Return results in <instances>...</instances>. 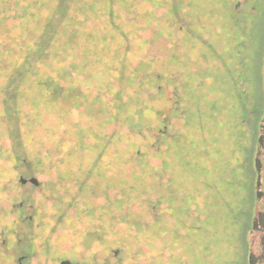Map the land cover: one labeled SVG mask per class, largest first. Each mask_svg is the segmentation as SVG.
Returning <instances> with one entry per match:
<instances>
[{"label": "rangeland", "instance_id": "374dc122", "mask_svg": "<svg viewBox=\"0 0 264 264\" xmlns=\"http://www.w3.org/2000/svg\"><path fill=\"white\" fill-rule=\"evenodd\" d=\"M168 1H149L152 13L139 29L147 52L124 60L125 47L113 42L116 35H108L102 44H71V54L51 58L49 80L58 79L67 90L54 95L50 86L49 100L30 75L9 100V72L0 56V153L37 156L39 166L49 167L40 176L47 186L36 191L35 201L39 217L49 223L42 235L49 231L53 236L51 256L60 253L81 264H250V254L259 255L264 0H181L176 12ZM4 28L1 51L7 46ZM15 54L10 57L16 60ZM141 60L147 61L146 70L149 61L159 69L162 95L132 79ZM57 68L63 76H56ZM173 82L183 92L177 106H188L187 119L168 100ZM8 106L13 107L9 112ZM136 109L141 116L135 121L144 128L135 130L131 115ZM161 111L170 116L163 135L156 128ZM256 158L262 163L259 188ZM212 164L233 174L232 190L218 176L219 190H203L200 181ZM19 171L10 177L19 179L23 167ZM169 178L178 185L192 183L193 199L182 215L174 209L183 192L170 193ZM206 195L219 210V218L215 214L211 221H205ZM232 197L246 202L243 229L227 221L225 203ZM200 222L207 226L194 229Z\"/></svg>", "mask_w": 264, "mask_h": 264}, {"label": "trees", "instance_id": "16d2710c", "mask_svg": "<svg viewBox=\"0 0 264 264\" xmlns=\"http://www.w3.org/2000/svg\"><path fill=\"white\" fill-rule=\"evenodd\" d=\"M149 1L150 0H0V26L4 25L5 27L1 32L3 35L2 38L7 42V46L2 47V51L0 50V56L3 57L2 61L4 66L9 72L6 91L9 100H14V97L17 95L19 81L29 75L35 80L34 84L39 89V93L45 96L46 100H49L50 86L55 87V91H53L54 95L66 92L65 90L67 89L64 87L65 85L58 79L53 80L55 78H52L49 80L51 75L47 68L51 58H55L59 54H71L73 49L69 46L71 44L75 46L79 45L80 47L84 43L92 45L93 43L102 44L110 37L108 35H116L117 39L113 42L115 44L119 42L120 46L125 47L123 50L124 53L122 54L124 60H126V56H130V54L136 55L139 51H146L148 41L139 34V29L142 26L143 28L147 26L149 16L152 13L149 9ZM153 1L158 2L159 0ZM180 1L181 0H169L167 5L170 4L173 12H176V10L179 9ZM161 4L162 2L158 3L157 6ZM130 23H132V28ZM142 23L144 24L142 25ZM176 23L177 20L174 19L172 23L173 26H175ZM168 24H171L169 19ZM180 26H182V24ZM63 45V49L60 50V46ZM15 53L19 56L16 60L10 57ZM87 55L92 54L86 53V56ZM99 56L100 55H92V58L98 59ZM62 61L64 60H60V62ZM146 62L147 61L143 62V60H141L139 66H135L134 69H132V79L135 78L142 89L150 84L157 90L159 95H162V93H164L162 75L158 68L153 67L154 62L152 61H149L150 67L146 70ZM67 66L68 64H66V66L64 65L60 70L64 72ZM56 72L57 77L63 76V74L59 72V69ZM173 84L175 91L169 93L168 100L172 106L176 108V111L179 112L180 118L187 119L188 106L186 104L185 108L177 106V100L182 96L183 92L177 90L176 83L173 82ZM12 108V106H8L7 112ZM158 115L160 117V123L156 128L158 129V133L160 132L163 135L168 131V120L170 116L166 117L165 111H163V113L161 111ZM140 116V109L132 111V126L135 130L136 128H144V124L140 123V121H135V119L139 120ZM156 142L158 143L159 140L157 139ZM213 150L216 152V147ZM136 151L141 154L143 153L140 149ZM209 151L210 150H208V152ZM214 165H211L208 177L200 181L203 185V190L207 192H209L211 188L213 190H219L220 186L215 182L217 181V176L222 178L223 184H225V186L228 185L227 187L232 190L233 184L236 183L233 174L228 170L217 171L216 167L213 168ZM167 181V189L170 193H174L177 189V192H183L179 194L177 198L179 202H181L180 205L177 203L176 209H174L176 214L182 215L193 199L191 195V192H193L192 183L182 180L180 181L181 184L178 185L174 184L176 181L170 178L167 179ZM181 187H184V189H180ZM206 196L207 197L201 196L205 199L203 203V209L206 211L205 221H211L215 214L217 218H219V210L217 212L215 202L209 201V195ZM165 201L170 205V199L167 198ZM225 204L227 206V221L229 225L232 227L234 224L238 223L242 229L246 227L245 217L247 218L248 215L242 209L246 202L244 200L239 201L232 197L229 201L226 200ZM245 214L246 216L244 217ZM198 217H200V215H198ZM204 226L207 225L204 223ZM203 227L202 223L199 224L198 227L193 226L194 229ZM213 228L216 229L215 227Z\"/></svg>", "mask_w": 264, "mask_h": 264}, {"label": "flooded vegetation", "instance_id": "af4514ba", "mask_svg": "<svg viewBox=\"0 0 264 264\" xmlns=\"http://www.w3.org/2000/svg\"><path fill=\"white\" fill-rule=\"evenodd\" d=\"M21 167L24 172L18 175L19 179L11 178L10 173L15 174ZM48 168L39 166L37 156L0 153V264H62L65 261L80 263L79 260L60 255L59 251L57 256H51L53 236L49 235V231L43 235L41 233L43 226L49 228V223L42 215L39 217L35 196L37 190H43L47 186L40 176ZM33 179H37L38 183L33 182ZM260 214L264 215V212ZM257 231L260 232L261 243L264 245V223L260 222ZM81 232L87 230L82 229ZM263 247L261 254H250V264H264ZM82 263L85 262L82 260Z\"/></svg>", "mask_w": 264, "mask_h": 264}, {"label": "water", "instance_id": "95a60500", "mask_svg": "<svg viewBox=\"0 0 264 264\" xmlns=\"http://www.w3.org/2000/svg\"><path fill=\"white\" fill-rule=\"evenodd\" d=\"M258 141H259V144L264 149V134H261L260 135ZM255 164H256L255 167H256L257 172H258V179H256L257 180V187L259 188L261 186V166H262L261 160L259 158H256ZM32 181L35 182V183H38V180L37 179H33ZM261 194H262V192L261 191H258L257 192V197L259 198L261 196ZM259 216H260L259 218H260L261 223H264V215L263 214H260ZM256 224H257V222L255 220L254 223H253V228H256ZM263 246L264 245H262L261 238H260V246H259L260 253L259 254H261V249H262ZM62 264H81V263H71L69 261H65Z\"/></svg>", "mask_w": 264, "mask_h": 264}]
</instances>
